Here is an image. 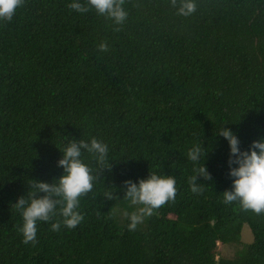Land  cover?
Listing matches in <instances>:
<instances>
[{"label": "trees", "instance_id": "trees-1", "mask_svg": "<svg viewBox=\"0 0 264 264\" xmlns=\"http://www.w3.org/2000/svg\"><path fill=\"white\" fill-rule=\"evenodd\" d=\"M69 2L22 0L0 20V264H264V213L222 202L227 144L213 135L227 122L244 149L264 136V0H196L190 16L173 0H123L119 26ZM65 136L106 143L111 166L97 172L83 153L98 176L80 198L83 220L52 231L57 213L25 243L12 204L31 180L61 173ZM200 140L210 178L193 193L186 153ZM148 172L174 176L177 191L129 231L139 205L122 182ZM243 226L251 242L217 259Z\"/></svg>", "mask_w": 264, "mask_h": 264}, {"label": "clouds", "instance_id": "clouds-1", "mask_svg": "<svg viewBox=\"0 0 264 264\" xmlns=\"http://www.w3.org/2000/svg\"><path fill=\"white\" fill-rule=\"evenodd\" d=\"M22 0H0V20H10ZM78 13H86L90 9L110 20L113 25L123 24L128 16L123 0H70L67 5ZM173 6L178 15L190 16L196 10V0H173ZM101 51H106L108 45L101 42L97 45ZM227 123V122H225ZM222 123L214 129L213 135L222 137L227 144V175L231 178L230 187L222 192V202L231 204L236 202L243 209L255 213H264V136L250 141L246 149L240 147V140L236 133ZM63 147H57L60 156L56 165L62 169L61 173L50 182L31 180L24 195L18 196L12 204L20 211L22 223L20 233L25 243L35 242L37 223L47 222L56 216L59 220L50 225L52 231H59L61 225L67 229L75 228L83 220L79 210L80 198L92 190L93 181L98 176L84 162L83 153L91 154L97 164L96 171L109 169L112 161L108 159V145L95 137L90 139H67L65 136ZM209 148L203 146L201 140L194 143L187 150V159L193 162V174L189 177L190 190L193 193L202 191L203 183H197V177L204 180L210 178L204 160ZM53 180L55 183H53ZM123 198L130 205H139L128 213L129 231L137 228L145 218L153 214L155 209L174 199L176 180L172 175L148 172L144 178L136 181L124 180ZM42 193L37 196L36 193ZM112 192H106L105 197L112 199ZM59 206V207H58Z\"/></svg>", "mask_w": 264, "mask_h": 264}, {"label": "rangeland", "instance_id": "rangeland-1", "mask_svg": "<svg viewBox=\"0 0 264 264\" xmlns=\"http://www.w3.org/2000/svg\"><path fill=\"white\" fill-rule=\"evenodd\" d=\"M251 239L252 235L250 233V230L247 226H243L240 234V243L231 245H218V256L216 258H229L233 256L238 250L242 249L245 244L251 242Z\"/></svg>", "mask_w": 264, "mask_h": 264}]
</instances>
